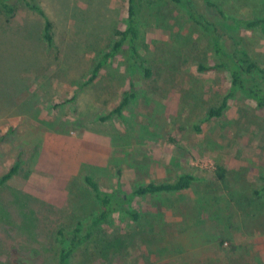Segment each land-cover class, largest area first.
Masks as SVG:
<instances>
[{"label":"rangeland","instance_id":"374dc122","mask_svg":"<svg viewBox=\"0 0 264 264\" xmlns=\"http://www.w3.org/2000/svg\"><path fill=\"white\" fill-rule=\"evenodd\" d=\"M35 1L45 16L18 3L8 23L0 14V175L21 161L0 191V263L57 264L58 231L68 246L77 223L85 233L98 208L83 182L89 175L126 199L89 242L96 264H264V204L253 193L264 186V113L238 96L223 118L206 120L229 89L226 74L196 70L213 62L207 38L188 25L150 28L140 50L152 78L137 66L131 74L119 57L89 82L125 27L128 0ZM249 2L264 17V0ZM244 35L264 67V32ZM131 80L137 97L104 120ZM217 165L227 182L216 179ZM184 173L198 179L186 193L132 195Z\"/></svg>","mask_w":264,"mask_h":264},{"label":"trees","instance_id":"16d2710c","mask_svg":"<svg viewBox=\"0 0 264 264\" xmlns=\"http://www.w3.org/2000/svg\"><path fill=\"white\" fill-rule=\"evenodd\" d=\"M235 3H246L247 8L236 10L232 0H128L127 18L125 27L117 28L114 32V43L102 59L95 65L89 82H93L102 68L118 60L119 57L126 59L127 71L132 74V68L137 66L144 78L150 79L154 76V69L150 65L140 48L148 29L159 28L162 25L169 31L174 25H180L181 29L189 26L198 30L207 38L209 52L213 56V62L205 63L200 61L196 64L199 74L215 73L227 77L228 92L218 104L211 105L206 110V120L221 119L225 116L227 109L233 99L240 96L253 104L254 108L264 113V67L259 60L255 59L247 48L246 31L264 32V17L255 15L254 7L249 0H234ZM17 3L23 4L26 8L39 11L45 16L42 9L35 0H0V14L8 23L16 14ZM169 5L170 9L164 11L162 6ZM247 9V10H246ZM247 11L244 17L239 13ZM182 16L177 17L175 12ZM149 17L145 25L146 17ZM176 20L178 23H176ZM184 24V25H181ZM52 22L47 19L44 39L49 47L53 46ZM145 29V30H144ZM185 46L192 43L189 37L185 38ZM225 77V76H224ZM137 97L134 81L129 82L128 90L122 92L120 103L107 115L105 119L114 116H121L131 101ZM200 131L199 127H196ZM21 167V161L14 165L4 174L0 175V191L12 181ZM216 179L220 182H227L228 170L224 165H217L215 171ZM197 177L191 173H184L177 179L167 182H150L141 185L133 190V196H151L160 193H186L189 191ZM83 182L93 192L97 210L91 215L88 229L83 233L84 225L80 221L70 233L69 245L65 246L67 240L63 229L57 233V264H68L70 258L80 254L74 264H96L99 261L98 251L89 250V242L93 239L97 228L107 223L114 212L122 209L126 201L120 192H107L100 188V185L87 175ZM259 204H264V186L259 191L253 190ZM0 210V217L3 215ZM256 211V210H255ZM132 217L138 218L136 212ZM1 264V263H0Z\"/></svg>","mask_w":264,"mask_h":264}]
</instances>
